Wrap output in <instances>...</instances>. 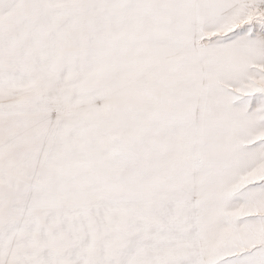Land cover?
Here are the masks:
<instances>
[{
	"label": "snow or ice",
	"instance_id": "obj_1",
	"mask_svg": "<svg viewBox=\"0 0 264 264\" xmlns=\"http://www.w3.org/2000/svg\"><path fill=\"white\" fill-rule=\"evenodd\" d=\"M0 264H264V0H0Z\"/></svg>",
	"mask_w": 264,
	"mask_h": 264
}]
</instances>
